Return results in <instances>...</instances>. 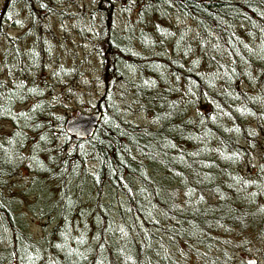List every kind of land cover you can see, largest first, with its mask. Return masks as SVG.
Segmentation results:
<instances>
[{
    "label": "trees",
    "instance_id": "trees-1",
    "mask_svg": "<svg viewBox=\"0 0 264 264\" xmlns=\"http://www.w3.org/2000/svg\"><path fill=\"white\" fill-rule=\"evenodd\" d=\"M118 4L1 0L0 264H264V0Z\"/></svg>",
    "mask_w": 264,
    "mask_h": 264
},
{
    "label": "rangeland",
    "instance_id": "rangeland-1",
    "mask_svg": "<svg viewBox=\"0 0 264 264\" xmlns=\"http://www.w3.org/2000/svg\"><path fill=\"white\" fill-rule=\"evenodd\" d=\"M67 2H69V6H70V9L73 11V13H77L78 11H81V12H89L92 7H93V4H94V0H66ZM120 4H118V7L121 5V2H125V0H119ZM0 3H1V0H0ZM77 5V6H76ZM131 7H135V3H132L131 4ZM117 20V19H116ZM115 21V20H114ZM21 23V25H20ZM116 24V21L114 22ZM24 23L23 22H19L18 19H12L10 18L8 21H7V26L5 28L6 32L8 33V35L11 37V38H14L16 37L19 33H21V27H24L23 26ZM57 30V28H56ZM93 64V63H92ZM94 65V64H93ZM95 66V65H94ZM98 87L97 85H95L94 83H90L89 84V95L90 96L89 98H82V101L84 102H90V106H93V103H94V100L96 98L95 94L97 93L98 91ZM86 106V105H85ZM83 109H86V107H84ZM83 109H78L77 111L74 109L72 111H67V113L64 115H66L67 117L69 115H74L76 112H82V113H91L93 111L91 110H83ZM65 116V117H66ZM19 178H17V180H19ZM32 223V227L30 229V231H33L34 233L37 232L39 229V225H40V222L39 221H31ZM240 257V260H241V263L242 264H263V263H260L256 260V256H246V255H238Z\"/></svg>",
    "mask_w": 264,
    "mask_h": 264
},
{
    "label": "water",
    "instance_id": "water-1",
    "mask_svg": "<svg viewBox=\"0 0 264 264\" xmlns=\"http://www.w3.org/2000/svg\"><path fill=\"white\" fill-rule=\"evenodd\" d=\"M101 112L96 110L91 113L76 112L68 116L63 123V131L78 141H84L92 136L100 121Z\"/></svg>",
    "mask_w": 264,
    "mask_h": 264
}]
</instances>
